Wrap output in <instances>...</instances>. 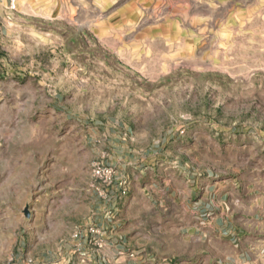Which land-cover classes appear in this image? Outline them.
<instances>
[{
  "label": "rangeland",
  "instance_id": "374dc122",
  "mask_svg": "<svg viewBox=\"0 0 264 264\" xmlns=\"http://www.w3.org/2000/svg\"><path fill=\"white\" fill-rule=\"evenodd\" d=\"M24 17L0 86V264L56 262L106 205L98 161L264 196V0H30Z\"/></svg>",
  "mask_w": 264,
  "mask_h": 264
},
{
  "label": "crops",
  "instance_id": "0c3cea01",
  "mask_svg": "<svg viewBox=\"0 0 264 264\" xmlns=\"http://www.w3.org/2000/svg\"><path fill=\"white\" fill-rule=\"evenodd\" d=\"M10 3L0 0L1 87L12 69L9 43L30 7V0H13L12 12ZM137 156L117 163L130 191L111 220L106 246L96 254L71 234L56 264H264V196L242 195L236 178L195 181L182 165ZM89 221L110 223L103 211Z\"/></svg>",
  "mask_w": 264,
  "mask_h": 264
},
{
  "label": "built area",
  "instance_id": "2783aa9c",
  "mask_svg": "<svg viewBox=\"0 0 264 264\" xmlns=\"http://www.w3.org/2000/svg\"><path fill=\"white\" fill-rule=\"evenodd\" d=\"M16 6L13 0L10 4V9H15ZM91 173L94 180L98 183L96 192L100 198L104 200L106 205L102 208L105 217L110 220L107 226L98 225L93 221L78 226L72 237L80 243L88 244L93 252L98 254L107 244L108 231L112 229L111 220L116 218L118 212V205L121 200L126 197L130 191L129 181L127 179H120L118 171L115 166L106 164L102 161L94 163L91 167ZM134 256V253H130ZM22 262L28 264H56L54 262H35L33 259L27 261L26 258ZM1 264H19V261L13 258Z\"/></svg>",
  "mask_w": 264,
  "mask_h": 264
}]
</instances>
